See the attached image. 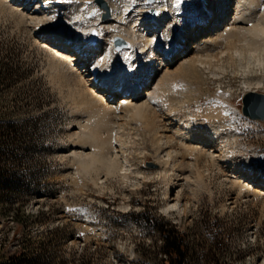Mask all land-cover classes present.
I'll return each instance as SVG.
<instances>
[{"label":"rangeland","instance_id":"1","mask_svg":"<svg viewBox=\"0 0 264 264\" xmlns=\"http://www.w3.org/2000/svg\"><path fill=\"white\" fill-rule=\"evenodd\" d=\"M62 1L73 13L79 3L86 10L76 16L79 21L101 10L112 17L117 6L131 22L133 15L138 19L159 6V0ZM3 2L0 264H163L167 256L156 221L168 222L184 235L189 264H264V196L250 188L241 191L221 175L212 157L204 156L203 172H193L188 183L175 181L171 192L181 190V207H171L167 187L173 182L157 162L161 136L151 131L148 118L123 112L116 121L121 124L101 135L111 140L107 149L122 166L120 173L127 164V176L107 174L105 167L84 171L72 152L80 149L73 145L88 114L73 91V76L70 81L59 77L66 73L57 71L52 46L37 36L40 24ZM168 2L172 12L173 2ZM119 38H114L115 46ZM255 41L222 40L213 59L201 66L181 67L179 57L174 62L179 75L167 92L185 114L223 124L231 146L264 163V121L242 111L247 89L264 93V49H257L264 47V39Z\"/></svg>","mask_w":264,"mask_h":264},{"label":"bare ground","instance_id":"2","mask_svg":"<svg viewBox=\"0 0 264 264\" xmlns=\"http://www.w3.org/2000/svg\"><path fill=\"white\" fill-rule=\"evenodd\" d=\"M3 1V4L13 3L20 14L40 24L36 28L37 36L45 38V45L52 46L57 71L66 73L59 77L70 81L73 76V91L81 97L82 108L88 114L86 124H79L81 134L78 143L73 145L80 149L72 152L84 171L105 167L107 174L120 173L122 166L107 149L111 140L103 139L101 135L111 132L114 124H121L116 121L124 117L121 116L123 112H131L148 118L151 131L160 133L162 141L157 146L160 161L157 162L164 165L165 179L170 184L173 182L167 187L171 207H181L180 199L177 200L182 197L181 190L176 195L171 192L175 181L180 179L188 183L193 172H203L200 161L204 156L213 158L218 171L229 183L241 191L250 188L257 195L264 196V163L252 160L231 146L223 124L185 114L182 111L184 106L180 109L167 92L179 75L180 67L174 64L179 57L181 67L203 65L213 59L222 40L236 42L245 37L258 43V39H264V0H182L179 4L172 0V12L168 0H159L156 10H146L145 15L138 18L142 19L141 22L134 15L131 22H127L123 10H118L117 6L112 17L101 10L95 17L87 16L79 21L76 16L86 11L81 9L80 3L75 14L71 11L72 6H64L62 0ZM261 3L263 12L258 9ZM94 8L95 5L91 10ZM52 36L63 42H56ZM115 37L122 38L127 45L119 49L113 42ZM185 39L188 40L186 44ZM262 47L257 49L263 51ZM71 50L75 52L71 53ZM165 54H172L173 60L163 59ZM141 85L142 90L137 94ZM250 91L257 89H247ZM90 147L92 151H89ZM188 153L195 157L189 159ZM127 169L126 164L121 172L124 176H127Z\"/></svg>","mask_w":264,"mask_h":264},{"label":"trees","instance_id":"3","mask_svg":"<svg viewBox=\"0 0 264 264\" xmlns=\"http://www.w3.org/2000/svg\"><path fill=\"white\" fill-rule=\"evenodd\" d=\"M156 227L163 237L166 258L163 264H189V248L184 235L168 222L156 221Z\"/></svg>","mask_w":264,"mask_h":264},{"label":"water","instance_id":"4","mask_svg":"<svg viewBox=\"0 0 264 264\" xmlns=\"http://www.w3.org/2000/svg\"><path fill=\"white\" fill-rule=\"evenodd\" d=\"M120 42L117 47L123 48L126 46V41L119 38ZM242 111L246 116L254 120L264 121V93L263 92H249L243 98Z\"/></svg>","mask_w":264,"mask_h":264},{"label":"snow or ice","instance_id":"5","mask_svg":"<svg viewBox=\"0 0 264 264\" xmlns=\"http://www.w3.org/2000/svg\"><path fill=\"white\" fill-rule=\"evenodd\" d=\"M176 3L179 4L180 3V0H176Z\"/></svg>","mask_w":264,"mask_h":264}]
</instances>
